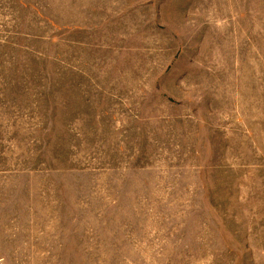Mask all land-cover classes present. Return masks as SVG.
Returning a JSON list of instances; mask_svg holds the SVG:
<instances>
[{
	"label": "rangeland",
	"instance_id": "rangeland-1",
	"mask_svg": "<svg viewBox=\"0 0 264 264\" xmlns=\"http://www.w3.org/2000/svg\"><path fill=\"white\" fill-rule=\"evenodd\" d=\"M4 264H264V0H0Z\"/></svg>",
	"mask_w": 264,
	"mask_h": 264
},
{
	"label": "built area",
	"instance_id": "built-area-1",
	"mask_svg": "<svg viewBox=\"0 0 264 264\" xmlns=\"http://www.w3.org/2000/svg\"><path fill=\"white\" fill-rule=\"evenodd\" d=\"M0 264H4L3 261L0 259Z\"/></svg>",
	"mask_w": 264,
	"mask_h": 264
}]
</instances>
